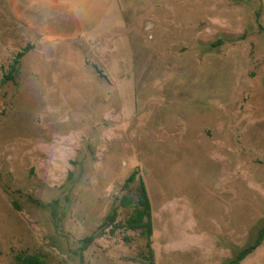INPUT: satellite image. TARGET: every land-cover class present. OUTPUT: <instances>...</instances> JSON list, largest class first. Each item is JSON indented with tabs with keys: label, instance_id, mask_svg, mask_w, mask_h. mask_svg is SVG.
<instances>
[{
	"label": "rangeland",
	"instance_id": "1",
	"mask_svg": "<svg viewBox=\"0 0 264 264\" xmlns=\"http://www.w3.org/2000/svg\"><path fill=\"white\" fill-rule=\"evenodd\" d=\"M262 228L264 0H116L59 49L0 0V264H228Z\"/></svg>",
	"mask_w": 264,
	"mask_h": 264
},
{
	"label": "crops",
	"instance_id": "2",
	"mask_svg": "<svg viewBox=\"0 0 264 264\" xmlns=\"http://www.w3.org/2000/svg\"><path fill=\"white\" fill-rule=\"evenodd\" d=\"M116 0H5L10 18L55 49L97 35Z\"/></svg>",
	"mask_w": 264,
	"mask_h": 264
},
{
	"label": "trees",
	"instance_id": "3",
	"mask_svg": "<svg viewBox=\"0 0 264 264\" xmlns=\"http://www.w3.org/2000/svg\"><path fill=\"white\" fill-rule=\"evenodd\" d=\"M24 56L23 53L17 55V60L21 59ZM16 60V61H17ZM15 71L16 69L13 68ZM138 172L135 171L131 174V176L125 182L126 186H129L134 182L137 178ZM125 204H131V200L126 199ZM116 219V211L109 215L110 222H114ZM127 227L134 230H141L145 233L148 243L147 246L150 250V258L153 261L154 252L152 249V236H153V223H152V206L151 202L145 188V184L141 183L138 190V199L135 205V211L127 220ZM93 240L92 237L87 238L86 242L90 243ZM264 241V228L261 229L259 233L258 240L255 245L243 250L240 252L236 258L230 261L228 264H240L245 258H247L257 247H259ZM86 247L88 246L85 245ZM17 264H47V262L39 255L36 254H20L17 256Z\"/></svg>",
	"mask_w": 264,
	"mask_h": 264
}]
</instances>
